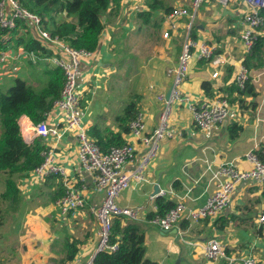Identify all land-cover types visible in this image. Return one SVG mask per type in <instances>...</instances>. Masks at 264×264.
Here are the masks:
<instances>
[{"label": "crops", "instance_id": "1", "mask_svg": "<svg viewBox=\"0 0 264 264\" xmlns=\"http://www.w3.org/2000/svg\"><path fill=\"white\" fill-rule=\"evenodd\" d=\"M185 1L187 4L184 5ZM190 1L116 0V3L112 4L106 11L103 17L104 28L99 38L98 47L94 51L96 57L91 64H82L79 68L78 89L81 94V106L86 115L87 133L89 129L94 127L99 131L108 129L114 133L119 132L116 121L117 117H120L118 114L113 119L115 126L111 127L110 119L97 113V104L102 97L107 103L110 89L116 91L122 89L124 83L130 84L132 82L122 77L124 72L122 67L125 65L121 66L120 61L123 56L119 54L118 49L113 48L118 35L115 32L118 29L116 26L118 25L121 30H127L133 26V23L136 24L140 21L139 24L145 27L150 28V25L157 27L156 29L161 32L162 41L160 44L162 48H165V51L174 52V59L172 60L171 57L167 58L166 52L160 48V54L154 57L155 61L153 59L148 61L155 78H159V62H169L166 72L175 67H171V65L177 63V54L180 53L182 47V44L179 46L176 42V34L178 31H185L184 26L189 23V19H182L180 28L176 32L170 33L169 38H163V33L166 30L164 26L166 13L163 7L169 9L174 7L190 8ZM155 2L157 3L155 5L156 10L151 11L150 5ZM208 4L215 8L216 13L220 14L215 15L208 8L204 12L208 13V16L203 15L196 25L192 24L189 38L198 44L212 47L214 53L223 56L226 63L219 69L218 77L212 79L211 75L216 69L204 62L203 59H198L197 55L194 54L195 59L189 67L190 72L182 84L181 90L193 104L201 103L213 94L226 96L227 100H230V103L228 101L229 117L220 125L213 126L207 131H200L192 124L188 107L185 104L175 103L177 110L184 107L182 109L183 115L178 117L182 128L178 131L177 137L171 141L167 140L170 138L162 140L156 158L154 157L152 163L148 164L143 171L146 182L137 183L135 180H131L126 189V191L129 190L127 198H122V193H120L116 202L119 207L138 210L137 221L142 225L145 236V256L153 262L158 264H212L205 261L200 246L209 238L216 237L226 246L227 255L238 258L252 256L257 264H264V222L259 223L255 218L257 210L261 211L260 214L264 213V201L261 198L263 187L255 182H245L236 188L230 207L222 215L227 216V218L231 215L237 220L229 221L228 226L223 231L218 229L219 222L215 225L216 220L220 217L216 220L192 224L189 221H181L175 230L167 233L152 226L147 220V215L156 211L155 200L157 198H166L175 204L182 201L188 209L202 207L214 190V184L209 183L211 175L207 171L208 168L214 171L223 164L232 163L238 169L248 170L251 165L245 160L246 154L253 152L264 155V65L259 70L248 71L256 97H245L242 98V102H239L236 94L229 93V90L235 86L233 80L247 53L240 38L244 29L243 14L246 8L237 0L231 2L230 7L227 8H223L215 2ZM225 10L229 14L225 13ZM118 16L120 22L117 23L115 17ZM30 34L33 37L31 31ZM258 34L264 37V27L258 31ZM186 37L185 33V39ZM14 65L17 68V76L2 77L0 84H9V80L14 81L16 78H20L35 91H40L47 84L46 71L54 68L53 65L47 63L34 66L24 59L17 60ZM40 65H42L41 69L36 68ZM111 71L120 73V75L114 85L103 89L100 83L101 78ZM39 72L45 76L44 86L38 85L37 80L41 75ZM167 78L169 77L167 76ZM169 79L171 80V78ZM203 82L209 83L212 87L209 95L201 89ZM155 83H146V88L143 90L147 97L146 100L142 95H135L133 98V101L138 102V115L140 114L143 118L146 134H151L157 129L155 123H158L160 113L163 110V103L158 101V97L162 95L165 98L166 93L171 88L172 80L169 85L163 82ZM86 97H91L90 104H93L90 112L88 111L89 108L84 105ZM141 101L144 102L143 105H141ZM147 103L152 106L146 110ZM154 109H156L155 112ZM147 119H149V124ZM19 120L23 122L25 127L32 123L26 116L20 117ZM230 128H233L234 134L230 132ZM20 133L25 142L26 132L22 129ZM123 137L126 143L132 144L135 148V159L125 167L127 173H132L138 167L144 154L143 147L129 134ZM34 140L39 139L33 138L31 143ZM40 142L44 147L53 148L55 160L64 169L65 176L75 181L77 186L84 188L85 204L74 218L71 216L73 214L67 216L58 214L54 203L62 194L61 191L63 192L60 177H49L41 185L26 192L20 187L24 206L39 205L38 197L42 193L49 195L51 202V206L44 209L45 211L41 209L38 215L27 216L24 223L26 235L23 240L25 243H36L35 246L30 244L32 249L36 248L38 243L41 244L36 252H39L40 256L33 257L35 258L34 264H50L56 259L57 262L63 264L66 252L65 245L67 242L73 241L77 243L75 258L87 259L93 253L98 241L97 223L91 210L100 204L102 195L94 192L92 176L80 170L77 142L71 134L64 135L58 143H55L54 140ZM17 179L20 180V178ZM155 185H158V192L163 191L164 195L151 199L150 197L154 195ZM126 191L124 190L123 193ZM246 204L250 205L248 211L245 209ZM251 218L253 219L250 221ZM233 222H236L234 226ZM48 229L62 233L64 251L62 255L58 253L59 247H55L51 243L52 239H47L44 231ZM40 231L43 232L40 234ZM35 232H39V235ZM208 234H211L212 237H208ZM54 235L57 236L58 234L55 233ZM189 243H196V246L191 247ZM33 258H31L32 262ZM26 260L28 259L25 257V264ZM216 264H222V262Z\"/></svg>", "mask_w": 264, "mask_h": 264}, {"label": "built area", "instance_id": "2", "mask_svg": "<svg viewBox=\"0 0 264 264\" xmlns=\"http://www.w3.org/2000/svg\"><path fill=\"white\" fill-rule=\"evenodd\" d=\"M233 1L191 0L190 8L174 7L164 16L166 30L163 33V38H169L170 33L176 32L181 26L180 21L186 18L189 19V23L184 26L187 37L184 40L176 66L167 72V76L172 80L170 99L167 102L164 96L158 97V101L162 102L165 107L159 116V127L151 134H146L145 124L140 114L129 124V135L139 141L144 152L138 167L132 173L125 171L126 165L131 164L135 159V148L132 144L125 143L119 147H112L108 152L103 153L86 130V115L81 106V94L78 89L79 68L82 64H91L96 53L74 50L58 38L52 37L43 29L41 18L22 7L18 1H0V28L13 30L16 28L17 22L20 21L21 24L27 26V29L21 28L20 31H31L33 39L38 41L41 47L36 51L26 50L23 47L0 51V78L16 73L17 68L14 62L23 59L34 66L44 63L51 64L58 68L62 74L59 96L53 101L52 107L43 114L42 120L37 124L30 123L28 127H25L23 122L18 119L19 130L23 129L26 132L25 143L32 142L33 138L40 141L54 140L55 143H58L64 135L71 134L77 142L80 170L92 176L94 192L102 195L100 204L91 210L98 228V241L93 253L87 259L75 258L66 264H93L97 254L115 252L117 244H110L111 225L114 217H125L137 221L138 210L119 207L116 200L120 193L129 187L131 180H135L137 183L146 182L143 171L157 154L160 141L173 136L167 126L171 104H185L190 111L192 124L200 131H207L213 126L220 125L229 117L230 107L226 96L213 94L203 102L193 104L190 102V98L182 92L181 85L186 80L189 63L194 54L198 59H203L216 69L211 75L212 79L218 77L219 69L226 63L223 56L214 53L212 47L198 44L189 38L194 21L192 12L194 11L197 15V10L201 5L208 2H215L226 8ZM237 1L246 8L243 14L244 29L240 38L246 52H249L259 36L258 30L264 27V0ZM248 79V70L241 66L233 80L234 85L244 89ZM40 156V164L20 179L23 181L21 182L22 190L26 192L41 185L49 177H60L63 192L54 203L58 214L67 216L82 209L85 204L84 188L77 186L75 181L65 176L64 169L55 160L53 148L45 147ZM245 160L251 165L248 170L238 169L232 163L223 164L214 171L210 168L207 169L211 175L209 183L214 184V190L202 207L188 209L182 201H179L163 217L155 216L149 220V224L167 233L176 228L181 221H189L192 224L219 217L232 203V197L240 184L245 182L264 184V162L260 161L253 152L246 154ZM163 195L164 192L159 191L150 198L154 199ZM258 222H264V213L260 215ZM189 245L195 247L196 243H189ZM200 247L203 257L208 263L257 264L252 256L238 258L227 255L226 246L216 237L208 239Z\"/></svg>", "mask_w": 264, "mask_h": 264}, {"label": "trees", "instance_id": "3", "mask_svg": "<svg viewBox=\"0 0 264 264\" xmlns=\"http://www.w3.org/2000/svg\"><path fill=\"white\" fill-rule=\"evenodd\" d=\"M16 1L25 9L38 15L41 18L43 29L52 37L58 38L74 50L92 52L96 51L104 28L102 18L110 6L116 3V0ZM156 4L155 2L150 5L151 11L156 10ZM163 9L166 14L171 11L167 7H163ZM21 28L27 29V26L21 24L20 21L17 22V26L13 30L0 28V51L18 47L33 51L41 49L40 43L33 39L30 32H21ZM263 65L264 37L260 35L256 38L250 51L246 53L242 66L250 71L259 70ZM46 75L48 82L40 91H35L26 82L16 78L5 93H0V173L7 176L6 190L0 196L4 201L18 204L22 198L13 177H23L41 162L40 153L45 147L38 140L32 144L25 143L17 121L20 117L26 116L33 124H37L59 96L62 85L61 71L56 67L50 68L46 71ZM201 89L209 95L212 87L209 83L203 82ZM232 89L229 90V93L236 94L239 102H242V98L245 97H256L250 79L246 82L244 89L236 86H233ZM228 101L230 103V100ZM138 109L137 101H131L126 106L122 116L116 119L119 132L114 133L108 129L99 131L95 127L89 129V136L101 152L106 153L112 147H119L126 143L123 136L129 134V124L138 116ZM232 130L233 128H230V132L234 134ZM231 136L233 137V135ZM256 155L260 161L264 162L263 154L256 153ZM262 187L261 198L264 201V184ZM155 207L156 211L147 215L148 221L155 216L163 217L175 207V202L166 198H157ZM219 217L218 220L215 219V225L220 223L218 226L220 231L225 230L229 221L237 220L231 215L228 218L225 215ZM144 238V230L138 221L125 217H114L111 225L110 244H117V250L112 253L97 254L93 264H158L146 258ZM76 245V241L66 243L63 264L74 260L77 252Z\"/></svg>", "mask_w": 264, "mask_h": 264}, {"label": "rangeland", "instance_id": "4", "mask_svg": "<svg viewBox=\"0 0 264 264\" xmlns=\"http://www.w3.org/2000/svg\"><path fill=\"white\" fill-rule=\"evenodd\" d=\"M210 3V2H208ZM208 3H205L201 5V7L197 10V15L193 11L192 14L194 16V22L193 24L196 25L200 18L204 15L205 17L208 16V13H204L210 8L211 12L215 15H218L220 13H216L215 8L211 7ZM187 4V1H185L184 5ZM230 7V4L228 5ZM227 6V7H228ZM207 7V8H206ZM226 7V8H227ZM188 8V7H187ZM116 22L120 20V17H115ZM143 20V19H142ZM130 21V20H129ZM120 22V21H119ZM140 21L136 22V24L133 23V26H130L127 30H121L120 27L117 25L118 29L115 30L117 35V42L114 43L113 48L119 50V54L123 56V59L120 61V65L124 66L122 67L123 72V78H126L128 80H131L132 82L130 84L124 83L122 89H118L116 91H112L110 89L109 97L106 100L102 97L100 99L99 103L97 104V113L100 115L106 116L108 119H110V126H115V123L113 119L115 118V115L122 116L124 109L126 106L133 101L135 95H142L143 98L146 100L147 97L145 95V86L146 83H154L155 82H163L166 85L171 83V80L167 78L166 71L167 66H169V62H159L158 68L160 70L159 78H155L153 70H151V66L148 63V61H155L156 56L160 54V48L163 49L161 46V32L158 31L156 28L150 25V28L145 27L141 24H139ZM144 23V21H143ZM157 24V21H156ZM220 29V28H219ZM127 37L125 38V36ZM185 40V31H178L176 34V42L180 46ZM156 47V48H155ZM111 48V49H113ZM182 48V47H181ZM114 49V50H115ZM173 49V48H172ZM165 51V48L163 49ZM166 57H171L172 60L174 59V52L169 50H166ZM181 53V51H180ZM177 54V57L180 55ZM158 54V55H157ZM195 57H193L190 60V66L193 63ZM177 63H174L171 65V67L176 66ZM42 65L36 67L38 69H41ZM150 66V67H148ZM150 69V70H149ZM37 72V70H35ZM164 72V73H163ZM190 72V68L188 70V73ZM40 73V72H39ZM41 74V73H40ZM37 75V74H34ZM120 73H116L115 71H111L109 74L105 75L103 78H101V85L104 87H110L116 83V79ZM188 75V74H187ZM11 77H16L17 73H13L12 75H9ZM153 76V77H152ZM37 79V78H36ZM38 85H45V76L44 74L39 75ZM98 81V80H97ZM13 84V81L9 80V84H0V93H5L9 86ZM148 85V84H147ZM182 87V85H181ZM101 92V91H100ZM95 97V96H94ZM131 97V98H130ZM97 98V97H96ZM90 98L84 99V105H86V108H89V112L91 111L90 108L93 107V104H90ZM110 103V105H109ZM152 103H154V100H152ZM151 103V104H152ZM144 102L141 101V105H143ZM90 105V106H89ZM148 107H145L150 109L152 105H149L147 103ZM177 104H171V113L169 114L167 126L168 130H170L173 134V137L170 139H167L169 141L174 140L177 135L178 131L182 128L181 123L179 122V116L183 115L182 109L184 107H181L177 110L176 108ZM144 108V107H143ZM144 108V109H145ZM162 109V105H161ZM165 109L163 105V110ZM156 109L153 111L155 112ZM108 124V122H106ZM147 123L149 124V119H147ZM157 125L156 128L159 127V122L155 123ZM103 126V124H101ZM109 126V127H110ZM1 133V131H0ZM62 140V139H61ZM60 140V141H61ZM35 141V140H34ZM40 142V140H38ZM164 141V140H163ZM166 141V140H165ZM162 141H160L159 146ZM27 144H32L27 143ZM159 148V147H158ZM158 152V151H157ZM157 155V154H156ZM155 155V158H156ZM154 160V157L150 160L149 164L152 163L151 161ZM32 170L29 171V173ZM186 172V171H185ZM27 175V174H26ZM24 175L23 177H25ZM21 177V178H23ZM20 178V179H21ZM6 179L7 176L3 173H0V196L1 194L6 190ZM13 181L15 185L20 189L22 180L17 179V177H13ZM126 191V190H125ZM22 193V192H21ZM129 193V190L126 192H122L121 197L127 198ZM233 199V198H232ZM22 200V199H21ZM19 201L18 204L10 201H4L0 197V264H25L24 258L26 257V264H34L35 256H40V253H36L37 249L40 248L41 244L38 243L36 248H31V246H35L36 243H25L23 240V237L26 235L25 231V221L28 215H38L40 210L45 211L44 209H47L50 207V197L49 195L42 193L38 197V203L39 205L33 204V206H24V203L22 201ZM45 203V204H44ZM176 205V204H175ZM231 205V204H230ZM248 204L245 205L246 211L249 210ZM230 207V206H229ZM80 211V210H79ZM79 211L75 212L73 215H71L73 218L78 215ZM260 210H257L255 213V218L258 221V217L260 214ZM257 213H259L257 215ZM250 215V214H249ZM248 215V216H249ZM252 215V214H251ZM261 215V214H260ZM53 216V215H52ZM253 216V215H252ZM254 217V216H253ZM216 217L215 219H217ZM253 218L250 219V221ZM236 224V222H233V226ZM245 228V227H242ZM176 228H173L172 230H175ZM246 229V228H245ZM171 230V231H172ZM43 231H40V234ZM46 234L47 239L51 238V243L55 247H59L58 253L60 255L63 254V246H62V240L63 235L57 230L54 232L53 230L48 229L47 231H44ZM37 235H39V232H35ZM57 233L58 235L55 236L54 234ZM61 234V235H60ZM208 237H212L211 234H208ZM210 239V238H209ZM31 244V246H30ZM191 246V245H190ZM192 247V246H191ZM62 250V251H61ZM31 258H33V262L31 261ZM52 263L60 264L59 262L52 261Z\"/></svg>", "mask_w": 264, "mask_h": 264}, {"label": "water", "instance_id": "5", "mask_svg": "<svg viewBox=\"0 0 264 264\" xmlns=\"http://www.w3.org/2000/svg\"><path fill=\"white\" fill-rule=\"evenodd\" d=\"M225 13L229 14L227 10L224 11ZM102 21H103V18H102ZM171 89H172V86L171 88L169 89V91L166 93L165 95V100L168 102L169 99H170V95H171ZM158 193V185H155L154 189H153V194H157Z\"/></svg>", "mask_w": 264, "mask_h": 264}]
</instances>
